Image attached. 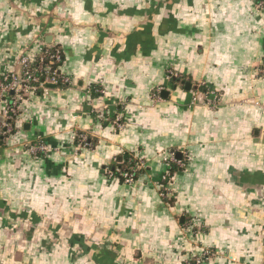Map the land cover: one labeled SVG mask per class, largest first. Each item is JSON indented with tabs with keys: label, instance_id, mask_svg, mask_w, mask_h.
I'll use <instances>...</instances> for the list:
<instances>
[{
	"label": "crops",
	"instance_id": "crops-1",
	"mask_svg": "<svg viewBox=\"0 0 264 264\" xmlns=\"http://www.w3.org/2000/svg\"><path fill=\"white\" fill-rule=\"evenodd\" d=\"M46 49L68 86L8 99L0 264H264V0H0V76Z\"/></svg>",
	"mask_w": 264,
	"mask_h": 264
},
{
	"label": "built area",
	"instance_id": "built-area-1",
	"mask_svg": "<svg viewBox=\"0 0 264 264\" xmlns=\"http://www.w3.org/2000/svg\"><path fill=\"white\" fill-rule=\"evenodd\" d=\"M50 55V59L55 64L62 63L63 56L59 50H54L53 54L50 50L42 51V55L36 61L28 56H23L20 58V65L22 66V72L20 75L16 73H10L7 75L0 76V105L5 104L4 117L8 119V122L4 123L3 128L6 132L12 130L10 122L16 120L17 118V106L13 103H7L10 99V94L15 93L19 99H22L24 95L28 93H36L38 91H46L49 85H56L59 82L68 83V78L60 75V66L54 71L49 68H45L43 63V54ZM51 53V54H50ZM37 73L39 75H37ZM43 76V77H41ZM169 79V77L167 78ZM169 81V80H168ZM101 95L105 94L104 90H97ZM9 99V100H8ZM75 140L78 142L79 146L86 148L89 147L88 137L84 134L76 135ZM30 152L37 154L38 152L47 153L48 148L44 145L37 147H30ZM139 164L131 172H121L124 177V183L127 186H133L136 182L135 174L136 172L144 169V161L138 158ZM168 161L175 162L173 154L169 157ZM182 164L181 162H176V164ZM108 175L113 177L110 170H107ZM168 191V190H167ZM209 252L206 253V255Z\"/></svg>",
	"mask_w": 264,
	"mask_h": 264
},
{
	"label": "trees",
	"instance_id": "trees-1",
	"mask_svg": "<svg viewBox=\"0 0 264 264\" xmlns=\"http://www.w3.org/2000/svg\"><path fill=\"white\" fill-rule=\"evenodd\" d=\"M50 51L53 54L54 49L53 50H50ZM59 51L61 52V54L63 56V60H64V54H63V52L61 50H59ZM43 59H44V63H43L44 67L45 68H49L52 71H54L55 69H57V67H59V66H61L63 64V60H62V63H60L58 65L55 64L50 59V55L49 54L46 55V53L43 54ZM37 75H39V74L37 73ZM60 75H62L61 72H60ZM41 77H43V76H41ZM172 81H173V83H174L175 86H178V85H181L182 86L183 85V82H184V79L183 78H176V79L174 78V79H172ZM58 86L64 88V87L68 86V84L67 83H63V82H59ZM15 122H16V120H12L10 122L11 128H13V126L15 125ZM2 125L3 124L0 123V131L1 132L4 131V128H3ZM12 130H11V132H12ZM9 134H10L9 132H5L4 133V136H7ZM181 161H182V163L183 162L185 163V159H182ZM138 164H139V160H138V158L135 155L126 153V154H123V155L119 156L118 158H116L114 160V162L109 166L108 170H110V172L113 174V176L119 178V180L122 183H124V177L122 176L121 172H131L132 170H134L137 167ZM172 166H173V168L171 170V174H174L175 172L180 171L181 169H183V168H181V167H179V166H177L175 164L174 165L172 164ZM142 171L143 170H140V171L136 172V174H135L136 180H137L138 176L140 175V173H142ZM168 184H169V179L166 178L162 182V185L161 186H162V188H167L166 186ZM165 200L169 204H173L174 203V198L171 197V196L167 197Z\"/></svg>",
	"mask_w": 264,
	"mask_h": 264
},
{
	"label": "rangeland",
	"instance_id": "rangeland-1",
	"mask_svg": "<svg viewBox=\"0 0 264 264\" xmlns=\"http://www.w3.org/2000/svg\"><path fill=\"white\" fill-rule=\"evenodd\" d=\"M169 77V79H167ZM176 79V78H179L178 77V75L175 73V71H173V70H168L167 72H166V79L167 80H169V81H171L172 79ZM185 164L186 163H182V164H178L177 163V166H179V167H181V168H184L185 167ZM165 180V179H164ZM168 190V191H167ZM161 194H162V198H164V199H166L167 197H169V196H172V194H171V192H170V190L168 189V188H163L162 190H161ZM189 221H191V219L189 220ZM21 227H18V229H14L15 230V232L17 231V230H19ZM6 230H1V232H0V235L1 234H5L4 232H5ZM26 231V228H24L23 229V232H25ZM7 234V233H6ZM22 234V233H21ZM6 236H8V235H6ZM36 238L37 239H40V235H37L36 236ZM2 247H1V250H0V255L1 256H4V255H6L7 253H8V256H12L13 255V253H14V251H18L17 250V247H14V246H17V244L14 242V240L11 242V243H9L8 245L7 244H2L1 245ZM7 250V251H6ZM207 252H209V254H207L206 255V253ZM213 250L212 249H210V250H206L205 251V253L198 259V261H197V263L198 264H203L204 262H207V261H209L211 258H212V255H213ZM15 254V253H14ZM16 255V254H15ZM191 262V261H190Z\"/></svg>",
	"mask_w": 264,
	"mask_h": 264
},
{
	"label": "water",
	"instance_id": "water-1",
	"mask_svg": "<svg viewBox=\"0 0 264 264\" xmlns=\"http://www.w3.org/2000/svg\"><path fill=\"white\" fill-rule=\"evenodd\" d=\"M51 87H55V86H51ZM191 87H192V85H191L190 83H187V84H186V88H187V90H190Z\"/></svg>",
	"mask_w": 264,
	"mask_h": 264
}]
</instances>
